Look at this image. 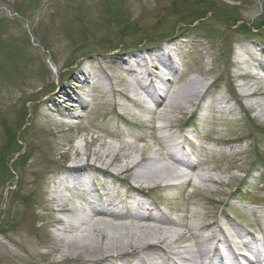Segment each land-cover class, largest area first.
<instances>
[{
  "label": "rangeland",
  "instance_id": "rangeland-1",
  "mask_svg": "<svg viewBox=\"0 0 264 264\" xmlns=\"http://www.w3.org/2000/svg\"><path fill=\"white\" fill-rule=\"evenodd\" d=\"M202 12L206 17L192 23L191 16ZM263 20L264 0H0V264H53L66 258L70 264L83 258L66 251L58 236L75 237L86 228L97 241L101 238L86 221L83 204L55 182L60 168L81 163L116 174L137 161L147 170L164 168L162 177H168V167L176 168L148 136L152 132L144 130L153 124L150 115L128 98L140 97L131 77L136 55L141 63H146L142 55L150 62L148 50L178 25L181 32L168 39L179 41L175 57L187 68L172 88L194 91L199 99L181 100L185 112L158 113L157 123L173 121L171 131L177 134L190 113L196 111L189 122L194 126L197 116H209L202 120L198 141L217 153L193 173L214 180H198L182 196L176 189L178 196L168 199L163 211L177 218L175 206L189 205L199 215L191 221H229L259 238L264 231V82L249 77L239 86L235 76L241 67L234 53L245 47L249 57H264V30L255 35L243 30ZM144 37L148 42L136 45ZM88 59L85 76L82 64ZM254 91L263 93L246 94ZM216 120L217 127L211 122ZM136 129L147 137L139 140ZM216 136L230 139L227 146L218 149ZM147 156L157 161L151 165ZM116 177L104 179L108 187L119 186L116 200L127 198L123 188L136 185L147 194L146 202L158 200V192L136 182L132 173ZM56 191L61 192L57 198ZM62 204L72 211L59 210ZM236 209L253 216H239ZM84 221L83 228L69 230Z\"/></svg>",
  "mask_w": 264,
  "mask_h": 264
},
{
  "label": "bare ground",
  "instance_id": "bare-ground-1",
  "mask_svg": "<svg viewBox=\"0 0 264 264\" xmlns=\"http://www.w3.org/2000/svg\"><path fill=\"white\" fill-rule=\"evenodd\" d=\"M154 68L160 70L157 66ZM260 81L264 82V78L260 79ZM194 83L195 81L190 80L189 86H193ZM170 84V82L167 83L166 92L161 99H158L161 94H156L155 99L158 100L154 108L143 107L147 112L153 114L152 120L154 122L156 121L154 115L156 113H162L166 116L165 110L167 108L172 111L173 109H180L182 112H185V107L181 104V100L193 103L195 100L199 99L197 93H194V91L191 94H184L181 90L172 92ZM262 93V91H254L251 94L258 95ZM246 94L248 95V93ZM172 125L173 121H168L158 128L153 126V129L161 131L163 134L161 139L167 140L166 137H172V134L169 133ZM104 155L110 157L112 160L114 157L116 160L119 159V155L113 154L112 156L111 151H105ZM104 155H99V159L102 160ZM163 155L166 159H172L178 166H186L191 169L194 168L191 165L186 164L183 160L170 156L167 152ZM174 155H177V152H175ZM181 157L184 158L185 155L183 154ZM145 159L149 160L151 165L157 161L155 157L147 156ZM74 168L75 169L70 171L63 172L64 175L71 176L73 185H70L69 181H67L66 183H60L62 184L60 186L63 187V191L72 190L73 193L77 195L82 192L85 196L87 194L86 186L88 185L87 175L92 176L95 173L88 172L86 174V171H83L81 168V163H77ZM163 169L164 168L162 167H156L147 170V168L142 166L140 162L132 161L116 174L120 177L123 174L132 173L133 179L138 183L148 184V186L155 189H172L173 184L169 183V179L177 176L178 170L168 167V177H162L164 174ZM104 171L109 173V167L105 168ZM181 176H184V174L181 173ZM198 180L204 182L212 181L214 179L209 176L198 175ZM114 186L116 185L112 184L106 188L107 190H113L112 194L111 192H107L108 199L106 201L102 198L99 199V195L101 197L103 195L102 189H104V184H101L98 178H94V183L92 185L90 184L88 187L90 189L89 196L86 198L83 197L88 201L87 204L89 208L94 206V211H97L94 212L89 209L86 221L90 222V227L101 237L98 241L93 234L88 232L86 228H83L87 223L86 221L80 222V224L76 225L70 224L68 226L70 231L83 228L82 232L75 237L70 238L68 236H58L59 241L64 244L66 251H69V253H78L77 259L83 258L84 261L83 259L81 261L85 264H128V262H126L127 256L137 257L141 264H163L164 261L158 256V252L165 254L167 256V262L172 261V264H198L200 258L203 255H206L205 253L208 250V246L216 244L217 240L218 242L221 241L219 240L220 238L217 237V229L221 227L219 222L214 219L204 221L200 217L196 219L198 221H191L192 217H198L199 215L197 211L194 213L189 205L184 207L183 210L181 206H175L174 213L177 215V218L168 217L163 212L158 214L147 213V211L143 209L145 204L141 198L136 201L133 200V210L119 209L121 208L120 204L123 202H119L115 199V195L118 194L120 190L118 189V186L117 188H114ZM138 188L142 190V186L140 185L131 187V198H136L133 192L139 191L140 189ZM56 192L58 193L56 195L57 198L61 192ZM104 205L109 208H114L115 210L111 212L110 210L105 209ZM59 210L72 211V208L67 204H62L61 209ZM109 217H113L118 223L119 221L123 222L124 225L114 224L108 219ZM95 218L100 220L92 222L96 221L93 220ZM127 219H131L129 224L126 222ZM228 224L231 225L229 222ZM133 226H135L134 229ZM109 229L111 231H109ZM183 230L187 233L183 232ZM187 241H193L194 244H184ZM181 249H183V251ZM231 253L234 254L233 252ZM217 254L218 258L212 262L210 261V264H233L236 262L230 261L232 260V257H228L229 253L219 250ZM66 255L70 256V254ZM249 264L263 263L261 260H256Z\"/></svg>",
  "mask_w": 264,
  "mask_h": 264
},
{
  "label": "trees",
  "instance_id": "trees-1",
  "mask_svg": "<svg viewBox=\"0 0 264 264\" xmlns=\"http://www.w3.org/2000/svg\"><path fill=\"white\" fill-rule=\"evenodd\" d=\"M204 15H205V13L202 12V13H199V14L194 15L193 18L194 19H198L200 17H203Z\"/></svg>",
  "mask_w": 264,
  "mask_h": 264
}]
</instances>
